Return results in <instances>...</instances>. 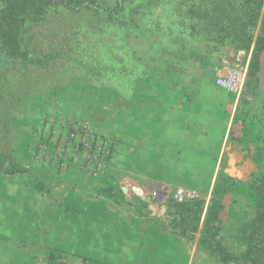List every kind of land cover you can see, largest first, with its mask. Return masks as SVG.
Returning <instances> with one entry per match:
<instances>
[{"label":"rangeland","instance_id":"1","mask_svg":"<svg viewBox=\"0 0 264 264\" xmlns=\"http://www.w3.org/2000/svg\"><path fill=\"white\" fill-rule=\"evenodd\" d=\"M91 20V15L70 12L47 17L43 25L28 31L26 46L36 55L59 51L63 57L44 66L29 67L25 76L1 71L0 79L1 76L7 77L11 85L9 91H4L0 103V188L17 184H10L11 181H18L21 186L27 184L33 190L39 189L45 196V203L51 200V196L58 198L65 189L85 187L95 191L97 196L111 198L117 203L139 205L143 216L148 211V204L157 203L158 207L164 206L170 212L174 253L178 254L177 249L182 252L181 258H173V264L187 263L186 255L190 249L192 257L189 264H225L208 249L205 240H199L214 186L224 183L227 190L220 215V226L224 232L221 245L236 255L242 249L237 245L235 230L247 217L246 213L251 212L252 198L248 186L259 172L253 162L249 171L247 164L230 162L227 156L220 162L214 159L218 151L214 143L224 133L223 126L231 112L232 98H224L222 94L227 93L217 88L214 77L210 76L196 81L197 87L191 89L194 92L188 93L192 104H188V90L183 84L180 91L171 89L170 81L158 83V77H152L151 83L145 82L144 78L136 75V17L134 27L129 30L114 32L109 29L111 34L106 35L108 41L103 46L96 42L87 43L91 36L89 30H94L86 25ZM104 32H107L106 28ZM100 48L104 50L103 55H108L103 61L95 58ZM82 53L87 60L82 64L76 63L83 60L80 57ZM236 59V56H227L226 62L235 64L230 67L244 69L246 57L243 56L241 62ZM218 101L224 114L220 119L225 118L226 121L213 133L217 139L214 140L211 134L209 140L198 141L189 136L183 139L182 127L187 119L196 136L200 134V137L207 131L208 126L201 124L198 116L206 112L218 117L216 112L209 111ZM71 122H86L94 140L107 144L96 175L92 172L94 165L86 161L82 148L73 145L66 151V157L73 153L75 157L63 164L64 169H57V162L51 164L52 158L56 156L58 161L61 157L59 152L66 138V126ZM164 122L172 131V136L167 133V142L163 140ZM198 143L206 146L189 145ZM38 144L48 147L49 158L33 159L31 152ZM160 147L162 154L166 153L165 157L154 155ZM229 152L231 156V147ZM144 153L147 154L146 163L141 161ZM232 171L239 172L241 177H230L229 172ZM120 182L131 186H120ZM143 185L149 194L143 192ZM136 188L141 189L140 195L134 191ZM179 189L195 192L197 197L194 200L204 204L198 230L188 237L176 234L172 225V214L177 204L173 196ZM193 224L194 220L186 228H193Z\"/></svg>","mask_w":264,"mask_h":264},{"label":"trees","instance_id":"2","mask_svg":"<svg viewBox=\"0 0 264 264\" xmlns=\"http://www.w3.org/2000/svg\"><path fill=\"white\" fill-rule=\"evenodd\" d=\"M63 12L91 15L86 25L94 30H89L87 43L96 42L98 46L106 45L109 29L129 30L136 17V75L145 82L152 77H158V83L170 81L175 90L183 84L189 104L192 100L188 93L194 92L191 89L197 87L196 81L215 77L230 51L250 55L244 91L232 120L233 130L240 127L243 137L255 138L252 162L259 168L248 186L251 212L235 230L242 250L232 255L221 245L224 232L220 215L227 194L224 183L214 186L199 240H205L222 263L264 264V0H0V73L6 70L25 76L29 67L63 57L59 51L36 55L26 46L31 28ZM118 38L119 42L121 34ZM103 54L100 48L95 58L103 61L108 56ZM8 80L1 76L0 103L4 91H9ZM158 83L153 82L156 86ZM256 99L262 106L256 105ZM174 207L172 225L176 234L194 235L203 202L194 200ZM192 220L193 228H186ZM46 263L52 264L51 256Z\"/></svg>","mask_w":264,"mask_h":264},{"label":"crops","instance_id":"3","mask_svg":"<svg viewBox=\"0 0 264 264\" xmlns=\"http://www.w3.org/2000/svg\"><path fill=\"white\" fill-rule=\"evenodd\" d=\"M228 56H236L238 62L243 56L246 57L244 67L247 68L250 55L230 51ZM224 64L227 66L220 69L221 74L231 65L235 66L226 61ZM227 95L222 94L227 100L232 98L233 103L225 126V118L220 119L223 107L218 101L214 103V109H208L216 112L218 117L206 112L198 116L200 123L208 126L207 131L201 133L202 136L195 135L187 119L181 137L186 139L189 136L200 141L211 139V134L215 140L217 137L213 133L221 124L224 133L214 143L218 147L215 161L220 162L227 156L230 162L247 164L250 171L255 138L243 137L240 127H235L236 132L230 134L233 130L232 114L242 95L238 98L230 93ZM258 104L262 106V101L256 99ZM185 110L183 113L188 115ZM163 129V140L167 142V133L172 136V131L166 127V122ZM189 145L206 146L203 143ZM154 155L165 157L166 153L162 154L160 147ZM146 157L147 154H142L141 161L146 163ZM232 175L241 177L237 171H232ZM13 182L17 184L0 188V264H47L50 256L52 264H173L174 257H182L179 249L178 254L174 253L171 215L164 206L150 203L143 216L139 212V205L117 203L111 198L97 196L95 191L85 187L69 191L65 189L58 198L51 196V200L44 203L45 196L38 188L33 190L31 186L18 185V181H11L10 184ZM120 186L131 185L120 182ZM143 186V192L149 194ZM191 257L192 249L188 251L187 263L184 264H189Z\"/></svg>","mask_w":264,"mask_h":264},{"label":"built area","instance_id":"4","mask_svg":"<svg viewBox=\"0 0 264 264\" xmlns=\"http://www.w3.org/2000/svg\"><path fill=\"white\" fill-rule=\"evenodd\" d=\"M246 82V69L230 67L227 68L224 74L220 73V69L216 72L214 77V84L217 88L224 92L233 94L236 98L242 95ZM66 138L61 144L60 159L56 161V156L52 158V163L57 162L56 167L59 170L64 169L65 162L69 159H74L75 154L66 157V151L73 145L76 148L81 147L84 157L88 163L93 164L92 172L94 175L99 171V162L102 155L105 153L106 142L94 140L90 127L86 122L67 123ZM91 139V140H89ZM33 159L44 160L49 158L48 147L43 144H38L31 152ZM106 155V154H105ZM58 162L60 164H58ZM197 195L191 190L179 189L175 192L173 199L177 204H183L193 201Z\"/></svg>","mask_w":264,"mask_h":264},{"label":"water","instance_id":"5","mask_svg":"<svg viewBox=\"0 0 264 264\" xmlns=\"http://www.w3.org/2000/svg\"><path fill=\"white\" fill-rule=\"evenodd\" d=\"M229 176H231V177L233 176L231 172H229ZM122 191H123V192H126V189H125V188H122ZM134 191H135L138 195H140V194L142 193V191H141L140 188H136V189H134Z\"/></svg>","mask_w":264,"mask_h":264}]
</instances>
